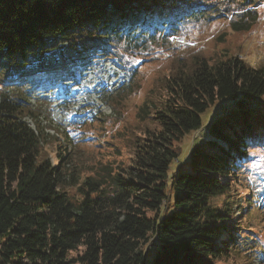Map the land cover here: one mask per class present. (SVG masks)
Returning <instances> with one entry per match:
<instances>
[{"label":"trees","instance_id":"trees-1","mask_svg":"<svg viewBox=\"0 0 264 264\" xmlns=\"http://www.w3.org/2000/svg\"><path fill=\"white\" fill-rule=\"evenodd\" d=\"M262 9L264 0H0V264H234L241 254L263 256V244L240 225L249 212L264 224V191L251 183L255 156H264V63L251 67L222 50L173 64L136 108L123 169L95 162L88 175L74 172L31 103L49 88L43 79L54 78L33 65L51 49L65 46L101 69L114 60L132 79L142 65L136 52L151 37L199 20L247 32ZM123 91L109 95L118 115ZM222 102L230 108L209 118ZM203 114L212 139L189 149V173L169 175L183 153L177 145L204 127Z\"/></svg>","mask_w":264,"mask_h":264},{"label":"rangeland","instance_id":"rangeland-1","mask_svg":"<svg viewBox=\"0 0 264 264\" xmlns=\"http://www.w3.org/2000/svg\"><path fill=\"white\" fill-rule=\"evenodd\" d=\"M151 38L152 41L145 43L136 52L137 60H141L142 65L132 79L130 74L125 73L114 60H104L101 69L83 61L65 46L51 49L43 56L41 63H33L38 68L48 67L54 75V78L43 79L49 84V88L32 96L31 103L39 110L37 122L45 133L60 139L61 149H65L74 159V172L80 171L82 175H88L86 169L95 162H106L120 169H123L124 164H128L133 151L129 140L132 136L134 139L133 127H137L136 108L142 105L147 97H151L149 91L154 89L156 82L165 77L173 64L179 60L189 63L195 57L217 56L216 54L225 50L239 60H243L246 65L251 67L262 65L264 9L260 11L258 24L247 32L230 31L227 21L205 23L199 20L171 30L167 35L159 34ZM55 70H60L59 76L55 75ZM15 77L17 75L11 76L12 79ZM121 89H124L123 92L127 96L122 104L123 110L118 115L108 106L109 95ZM230 106L228 102L217 104L211 109L212 114L209 118L216 114L220 116V113ZM209 118L203 114L201 119L204 127L185 136L177 145V149L183 153L169 168V175L176 177L179 170L189 173L186 154L199 141L210 139L207 133ZM99 119H105L103 126L98 123ZM27 123L34 127L30 120H27ZM58 132L67 133L66 135L73 141L71 148L64 146L66 143L61 141L63 135L60 136ZM81 140L84 142H80ZM255 157L258 159L251 166L253 169L251 183L254 187H259L258 191L262 192L264 191V156L259 154ZM90 168L92 169L93 166ZM240 192L244 193L243 190ZM172 203L171 199L167 214L172 211ZM245 217L242 219L240 229L249 226L246 229L251 230L252 236L258 238V242L264 246V233L262 235L259 233L264 228V224L260 225L252 212ZM260 254L256 250L255 255L252 256L253 260L243 258L241 254L234 264H264V252L263 256Z\"/></svg>","mask_w":264,"mask_h":264}]
</instances>
